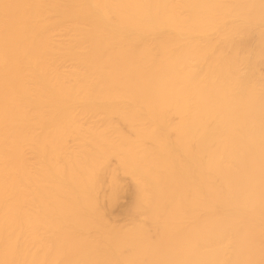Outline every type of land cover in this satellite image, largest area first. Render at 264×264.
<instances>
[{
  "label": "bare ground",
  "instance_id": "1",
  "mask_svg": "<svg viewBox=\"0 0 264 264\" xmlns=\"http://www.w3.org/2000/svg\"><path fill=\"white\" fill-rule=\"evenodd\" d=\"M0 264H264V0H0Z\"/></svg>",
  "mask_w": 264,
  "mask_h": 264
},
{
  "label": "rangeland",
  "instance_id": "2",
  "mask_svg": "<svg viewBox=\"0 0 264 264\" xmlns=\"http://www.w3.org/2000/svg\"><path fill=\"white\" fill-rule=\"evenodd\" d=\"M124 200V199H123Z\"/></svg>",
  "mask_w": 264,
  "mask_h": 264
}]
</instances>
